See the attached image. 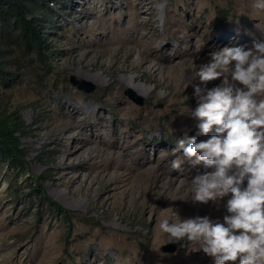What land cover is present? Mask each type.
Masks as SVG:
<instances>
[{"label":"bare ground","instance_id":"6f19581e","mask_svg":"<svg viewBox=\"0 0 264 264\" xmlns=\"http://www.w3.org/2000/svg\"><path fill=\"white\" fill-rule=\"evenodd\" d=\"M162 1H165L160 14L162 23L157 17L159 7L153 0H133L130 4L134 14L129 22L124 20L125 14L129 11L120 14L119 5L114 6V13H103L109 16V32L105 34L104 49L100 50L97 49V45H91V48L86 46L77 53L76 47H70L72 57L68 69L79 77L94 82L104 92L91 94L89 100L85 101L77 99L76 102H63L58 107L56 115L50 119L51 143L60 152L59 162L52 171L53 180L57 184L54 194L77 208L83 205L86 209L106 207L116 210L122 220L126 219L131 223L134 221L132 212L139 213L141 221L147 218L151 223L148 245L142 244L143 239L138 238V234H131L129 237L122 235L117 239L119 233L111 231V224L105 229V237L109 240L111 237L112 242L103 243L102 246L114 248L123 254H132L135 257L133 264L135 262L137 264H214L212 257L198 250L195 243L189 242L186 238L184 239L185 254H194L192 260L182 261L174 255H168L166 259L165 255H160L159 246L165 241H174V238L159 229L156 218L159 216L163 219L178 211L180 216L176 217L177 221L197 214H210L213 219L219 218L223 221V216L226 214L224 205L230 194L229 197L224 198L219 207L211 202L208 205L193 204L190 180L198 172L205 171L203 165L192 167L191 163L185 160L183 164L185 173L181 176L179 172L172 170L171 161L177 157L182 160L183 150L173 155V149L177 147L175 142L170 149L161 144L152 152L149 138H154L156 135V130L151 129V124L155 120H158V130L171 128L172 131H179L180 138L191 129L190 127L196 125L197 121L189 112L197 106L194 85L199 83V79L192 81V78L199 65L211 60L210 53L225 46L233 47L227 41L228 35L243 28L244 21L239 18L229 19L227 27L221 26L222 30L218 32L222 34L219 36L222 48L218 50L212 45L213 36L217 31L215 29L209 31L206 26H202L188 31L195 33L189 46L180 41L178 49L169 53V44L173 42L164 39L162 35L167 31L179 33V24L170 19L172 8L169 7L170 3H178V0ZM199 1L201 0H192V3L196 4ZM221 2L222 0H218V3ZM253 2L254 0H237L238 7L248 6L252 10V15L248 18L250 22L248 30H242L246 44L240 47L245 50L252 48L255 42H264V12L253 8ZM87 3L88 1L84 0V5ZM112 4H114L112 0H107L105 6ZM71 11L74 16H81L79 21L86 31L98 27L95 22H91V19L95 16L99 17L102 13L96 11L85 13L86 6L78 11L74 9ZM173 11L176 14L180 13ZM180 36L182 38L184 36L182 31ZM91 64L93 65L89 67ZM117 65L121 66L120 76L115 75ZM97 68L111 71L109 79H103L102 73L96 72ZM151 83L165 92L163 91L161 95L158 94L159 92L154 93ZM220 83L221 80H214L209 82L208 87H215ZM125 87L146 95L151 102L157 98H167L169 110L162 113L153 105L147 109L138 108L125 97L120 96L119 92ZM70 93L77 98L81 96L75 89H71ZM108 103H116L112 106L111 115L107 111ZM111 116L114 121L109 120ZM127 117H133L139 124L138 127L142 126L144 129L133 133L122 131V125ZM93 118H96L94 123ZM104 128L112 130L111 136L107 131L102 130ZM68 135L74 137L70 144L65 143ZM199 139L206 137L200 135ZM9 215L11 216V213ZM13 221L14 218L9 220L8 224ZM12 227L15 228L14 224ZM13 233V229L7 231V234ZM52 240L53 237H50L45 253H42L43 256L35 264H47V260H53L60 248L56 249ZM86 246L91 248L87 244ZM95 257L96 252L90 251V256L83 261V264H87ZM160 257H162L161 262H158Z\"/></svg>","mask_w":264,"mask_h":264},{"label":"rangeland","instance_id":"374dc122","mask_svg":"<svg viewBox=\"0 0 264 264\" xmlns=\"http://www.w3.org/2000/svg\"><path fill=\"white\" fill-rule=\"evenodd\" d=\"M86 1L88 3L85 5L84 0H37L34 3L33 9L46 16L43 22L46 31L43 32V36L46 38L47 49L43 57L35 46H28L22 41L13 25L0 24V56L3 62V68L0 70V102L10 109H19L26 121L28 132L21 135V145L27 152L26 158L31 172L30 176L28 173L18 177L14 167L0 156V264H35L45 253L50 237H53V246L60 249L57 250L58 257L55 255L53 260H47V264H83V261L90 256V251H95L96 257L91 258L87 264H133L135 257L132 254H123L114 248L102 246L103 243L112 242L111 237L110 240L105 237L108 224L112 225L113 233H119L117 239L122 235L129 237L131 234H138V238L143 239L142 244L148 245L149 242L148 234L151 223L147 218L144 221L139 220V213H131L134 219L131 223L126 219L122 220L116 210L106 207H98L95 210L86 209L83 205L77 208L74 204L64 202L54 194L57 184L53 180L52 171L59 162L60 152L51 143L50 119L56 115L58 107L63 102H76L77 99L85 101L89 100L91 94L104 92L94 82L81 78L68 69L71 66L72 57L70 47H76L77 53H80L86 46L91 48V45H97V49L100 50L104 49L105 34L109 32V16L103 13H114V6L119 5L120 14L129 11L124 16L126 22H129L134 14L130 4L133 0H112L114 4L107 7L105 6L107 0ZM153 1L159 7L157 17L162 23L163 19L160 14L165 1ZM83 6H86L85 13L94 11L102 13L99 17L95 16L91 19V22L97 24V28L86 31L79 21L81 16L72 14V9L78 11ZM169 7L172 8L170 19L179 24V33L167 31L162 35L164 39L173 42L169 44V53L178 49L180 41L189 46L195 33L188 31L202 26H206L209 31L210 29L217 31L213 36L212 45H215L213 48L217 50L222 48L219 42V36L222 34L218 31L221 26L222 28L227 27L229 19L237 20V18L243 19L244 27L239 29L237 34L234 32L229 34L227 41L233 46L246 44L242 30H248L250 24L248 18L251 17L252 10L248 6L238 7L237 0H222L221 3H218V0H201L196 4H193L192 0H178V3H170ZM173 10L180 11V13L176 14ZM180 31L183 32V38L180 36ZM231 36L234 38L231 39ZM204 48H209V46H204ZM95 70L102 73L103 79H109L111 71H107L108 69L97 68ZM120 72L121 66H115V75L120 76ZM75 79L91 84L96 89L88 92L79 84H75ZM150 86L154 87V93L159 92L158 94L161 95L165 92L155 87L154 83ZM71 89L77 90V93L81 95L80 98L71 94ZM119 93L138 108L147 109L153 105L157 111L166 113L170 107L167 98H157L151 102L146 95L138 94L130 87H125ZM115 104L108 103L107 111L110 115L113 113L112 106ZM183 106L187 107V105ZM48 108L49 110L46 111ZM95 120L96 118H93V123ZM109 120L114 121V118L111 116ZM124 122L122 131L133 133L144 129L142 126L138 127L139 124L133 117H127ZM151 127L156 130L154 138H149L152 152L161 144L170 149L180 139L179 131H172L171 128L158 130V120H155ZM195 127L196 125L190 127L191 129L186 134L196 135L197 128ZM102 130L107 131L111 136V129ZM145 131L148 132L147 129ZM73 139L72 135H68L65 143L70 144ZM39 175L44 176V185L49 195L57 200L65 210L58 211L47 201L38 205L30 184L33 176ZM17 189L20 190V195H16ZM11 217L14 221L8 224L9 220H12ZM10 229L14 230L13 234H7ZM86 244L91 248H87ZM185 245V240L165 241L159 246V254L165 255L166 259L168 255H174L182 261H190L195 255H186ZM166 247L175 249L167 250ZM161 258L158 262H161Z\"/></svg>","mask_w":264,"mask_h":264},{"label":"clouds","instance_id":"9594fccd","mask_svg":"<svg viewBox=\"0 0 264 264\" xmlns=\"http://www.w3.org/2000/svg\"><path fill=\"white\" fill-rule=\"evenodd\" d=\"M253 8L264 12V0H254ZM210 56L192 78L199 79L197 106L189 112L197 135L176 141L172 154L183 150V159L171 168L183 176L185 160L202 164L205 171L190 180L191 201L219 207L230 194L226 214L223 221L210 214L177 221L175 211L156 223L174 241L194 242L214 264H264V42L247 50L225 46Z\"/></svg>","mask_w":264,"mask_h":264},{"label":"trees","instance_id":"16d2710c","mask_svg":"<svg viewBox=\"0 0 264 264\" xmlns=\"http://www.w3.org/2000/svg\"><path fill=\"white\" fill-rule=\"evenodd\" d=\"M37 0H0V24L10 23L17 29V33L28 46H35L43 57L46 53L47 42L43 36L46 29L43 26L45 14L36 12L33 5ZM50 32V31H47ZM0 56V70L3 62ZM46 61V58H44ZM26 121L19 109H10L0 102V156L14 167L18 177L30 173L27 162V152L21 145V135L27 133ZM30 184L32 193L37 198L38 205L44 202L60 211L65 208L46 190L44 176H33ZM20 195V190H16Z\"/></svg>","mask_w":264,"mask_h":264},{"label":"water","instance_id":"95a60500","mask_svg":"<svg viewBox=\"0 0 264 264\" xmlns=\"http://www.w3.org/2000/svg\"><path fill=\"white\" fill-rule=\"evenodd\" d=\"M74 83L79 84L81 88H85L88 92H93L96 89L95 86H93L91 84H87L86 82H79V80H77V79L74 80ZM166 249L167 250H174L175 248L166 247Z\"/></svg>","mask_w":264,"mask_h":264}]
</instances>
